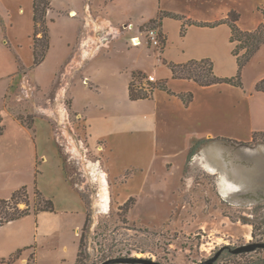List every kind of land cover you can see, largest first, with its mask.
<instances>
[{"label":"crops","instance_id":"obj_1","mask_svg":"<svg viewBox=\"0 0 264 264\" xmlns=\"http://www.w3.org/2000/svg\"><path fill=\"white\" fill-rule=\"evenodd\" d=\"M230 11L238 13L241 30H254L264 20V0H51L46 13L49 48L41 65L52 69L46 85L48 92L54 87L50 105L57 92L71 98L70 108L86 126L90 142L106 143L110 167L113 140L127 133L132 157L127 167L135 168L127 180L154 173L157 165L177 167L178 204H189V216L215 215L194 208L187 199H193V189L213 203L232 206L245 205L230 199L240 194L234 189L252 187L261 195L255 202L264 199V150H258L264 143L249 142L254 130L264 129V92L255 90L264 77V44L244 66L241 87L174 78L168 66L209 59L216 75L233 76L237 61L231 27L224 21ZM151 21L164 37L161 50L145 38ZM33 31V0H0V154L3 147L8 154L0 158V198L22 185H37L55 210L0 226V258H16L15 264H75L88 208L64 174L55 146L57 120L36 117L30 128L13 112L23 99L10 95L14 88L24 90L31 82L43 86L39 66L32 67ZM133 73L152 74L156 82L151 83L167 89L155 87L148 97L132 100ZM181 92L192 93L188 104L178 96ZM92 94L94 101H82ZM251 167L258 185L243 179Z\"/></svg>","mask_w":264,"mask_h":264},{"label":"rangeland","instance_id":"obj_2","mask_svg":"<svg viewBox=\"0 0 264 264\" xmlns=\"http://www.w3.org/2000/svg\"><path fill=\"white\" fill-rule=\"evenodd\" d=\"M42 62L32 67L39 66L37 77L43 86L31 82V87L24 90L14 88L10 95L22 96L23 99L13 112L15 116L57 120L55 146L64 174L88 208V221L82 229L81 264H100L118 256L150 258L162 264H196L221 251L223 246L233 249L248 242L264 241L258 240L264 232V224L260 223L264 216V199L249 203L240 197L245 205L232 206L218 200L213 203L200 194V189H193V199H187L194 208L200 209L201 213H212L214 210L212 214L215 215L189 216V204H178L177 167L168 170L164 165H157L154 173L145 176L137 173L140 175L135 179L127 180L135 170L127 167L128 162H132L127 153V133L115 136L110 167L106 143L99 140L90 142L86 126L70 108L71 98H64L62 94L60 97L57 92L54 107L50 105L49 97L54 94V87L48 92L46 85L52 69L48 64L41 65ZM34 74L32 71V78ZM150 93L148 90L147 94ZM74 96L81 100L80 94L74 93ZM84 99L94 101L95 96L87 95L82 101ZM0 126L4 127L2 121ZM260 142L264 143L256 141L252 144ZM0 158L3 161L8 158L4 147ZM24 165V162L21 163V169ZM7 176L9 171L4 172L3 179ZM203 177L209 178L204 174ZM28 193L32 207L33 189H28ZM235 198L238 199L233 195L230 197L232 200ZM25 206L24 202L19 203L20 208ZM258 225L260 229L256 230ZM254 229L256 238L252 236ZM244 254L229 257L222 252L213 264H264V249ZM5 259L0 258V264H15L16 258L12 262Z\"/></svg>","mask_w":264,"mask_h":264},{"label":"trees","instance_id":"obj_3","mask_svg":"<svg viewBox=\"0 0 264 264\" xmlns=\"http://www.w3.org/2000/svg\"><path fill=\"white\" fill-rule=\"evenodd\" d=\"M51 0H33V20H34V31L32 35L33 40V66L38 65L45 58L46 52L49 48V27L46 18L47 10L50 8ZM238 19V13L235 11H230L224 21H226L231 27V41L234 43L232 53L236 56L237 61V71L233 76H218L213 71V63L209 59L202 60H189L182 64L168 63L172 71V77L174 78H183L191 79L197 82L200 85H211L216 83H227L236 86H242V70L244 66L250 61L254 56L257 50L261 45L264 44V20L254 29V30H241L237 25L236 21ZM158 23L156 21H151L149 26H156ZM206 24V23H199ZM143 76L139 73H133L132 80L129 83V97L132 100L148 97L150 94H147V91L140 87V81ZM167 89L166 86L161 83H149L148 89L150 92L153 88ZM255 90L259 92H264V77L257 81L255 85ZM178 96L188 104L192 99V93L181 92L178 93ZM16 118L24 125L31 127L32 118L29 116H19ZM2 121L0 117V122ZM4 127L0 126V135L3 132ZM256 141H264V129L254 130L252 133L250 143ZM195 144L191 147L189 156L194 153ZM38 170L36 169V174ZM34 202L31 207L29 203V193L26 185H22L18 189L14 190L10 197L0 198V226L4 223L18 219L26 214L34 213L37 214L41 211H54V202L51 198L46 197L43 192L34 185ZM24 195V196H23ZM23 196V198H22ZM24 202L25 207L20 208L19 203ZM88 218L86 219V226ZM260 223L264 224V216L262 217ZM260 225L257 226V229H260ZM261 238L258 240H264V232H261ZM252 236L256 238L255 229L252 232ZM83 237L82 232L79 240V249L76 258L75 264L83 263L81 259L82 246H83ZM230 246H223L220 255L225 256H243L244 253L234 254L231 251ZM18 254V253H17ZM16 254V255H17ZM14 255L13 257H15ZM31 264V263H30ZM117 264H126V263H117ZM140 264V263H134Z\"/></svg>","mask_w":264,"mask_h":264},{"label":"water","instance_id":"obj_4","mask_svg":"<svg viewBox=\"0 0 264 264\" xmlns=\"http://www.w3.org/2000/svg\"><path fill=\"white\" fill-rule=\"evenodd\" d=\"M259 248L264 249V241L248 242L246 244H242L240 246L233 248L231 251L234 254H240V253H244V252H251V251H254V250L259 249ZM220 253H221V251L218 250L209 258H206V259H204V260H202L196 264H213L218 259ZM117 263L162 264L161 262L156 261V260H152L150 258L133 257V256L111 257V258L104 260L100 264H117Z\"/></svg>","mask_w":264,"mask_h":264},{"label":"built area","instance_id":"obj_5","mask_svg":"<svg viewBox=\"0 0 264 264\" xmlns=\"http://www.w3.org/2000/svg\"><path fill=\"white\" fill-rule=\"evenodd\" d=\"M144 35H145V38L146 40L148 41V44H150L152 47H154L156 50H161L162 49V46H163V43H164V37L159 29L158 26H150L148 28L145 29L144 31ZM133 40V43L134 44H137L135 41H134V37L132 38ZM141 82H145L143 84V89L144 90H149L148 89V84L151 83V82H156V79L154 77V75L152 74H149L147 75L145 78L144 76L142 77L141 79ZM142 87V86H140Z\"/></svg>","mask_w":264,"mask_h":264},{"label":"bare ground","instance_id":"obj_6","mask_svg":"<svg viewBox=\"0 0 264 264\" xmlns=\"http://www.w3.org/2000/svg\"><path fill=\"white\" fill-rule=\"evenodd\" d=\"M263 147H261L260 149H258L259 151H261L262 152V150H264V145H262ZM260 159H261V157H260ZM263 159V158H262ZM97 169V168H96ZM99 169V168H98ZM248 170H250V172L249 171H247V173H245V175H243L244 176V178L243 179H245L246 180V182L248 183V184H255L256 183V181H255V179L253 178L254 176H253V174L255 173L254 172V170H253V167H251V168H248ZM261 170H262V174H264V165H262L261 166ZM103 174V173H102ZM103 180H105V177H103ZM253 183H252V182ZM255 181V182H254ZM234 191H238V192H240V197H250V200L248 201V202H252V201H254V200H257L261 195L260 194H257L256 193V191H255V189L254 188H252V187H249V188H239V189H234ZM257 194V196H256V194ZM262 194V193H261ZM108 195V194H107ZM264 195V194H263ZM109 197V196H108ZM108 197H107V199H108ZM262 199V198H261ZM245 202H247V201H245Z\"/></svg>","mask_w":264,"mask_h":264},{"label":"flooded vegetation","instance_id":"obj_7","mask_svg":"<svg viewBox=\"0 0 264 264\" xmlns=\"http://www.w3.org/2000/svg\"><path fill=\"white\" fill-rule=\"evenodd\" d=\"M255 181H256V183H255L254 185H258L259 183L257 182V180H255ZM233 191H234V190H233ZM255 194H256V193H255ZM240 195H241V194L238 193V194L235 195V197H237L239 200H241V199H240ZM256 195H257V194H256ZM230 197H232V195H231ZM241 198H242V200H245V201H249V200H250V197H247V196H246V197H241ZM235 199H236V198H235Z\"/></svg>","mask_w":264,"mask_h":264}]
</instances>
